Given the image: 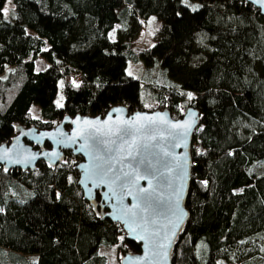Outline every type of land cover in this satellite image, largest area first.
Returning <instances> with one entry per match:
<instances>
[{
    "label": "trees",
    "instance_id": "16d2710c",
    "mask_svg": "<svg viewBox=\"0 0 264 264\" xmlns=\"http://www.w3.org/2000/svg\"><path fill=\"white\" fill-rule=\"evenodd\" d=\"M11 3L9 16L0 13V144L17 126L50 128L66 114L103 115L119 104L143 109L139 81L125 72L126 60L158 64L167 78L149 84L150 110L166 108L173 118L189 106L199 110L184 203L188 217L171 264H264L259 10L243 0ZM148 15L158 21L153 43L134 51L132 40ZM38 57L47 62L41 70L34 67ZM58 83L62 107L55 102ZM80 160L64 150L55 165H0V264H111L101 247H113L118 262L127 250L139 251L119 223L83 198L76 183Z\"/></svg>",
    "mask_w": 264,
    "mask_h": 264
},
{
    "label": "water",
    "instance_id": "95a60500",
    "mask_svg": "<svg viewBox=\"0 0 264 264\" xmlns=\"http://www.w3.org/2000/svg\"><path fill=\"white\" fill-rule=\"evenodd\" d=\"M198 124L199 110L190 106L177 118L166 108L130 110L122 104L109 107L103 115L66 114L50 128L15 127L9 142L0 144V165L34 169L38 161L60 162L64 150L79 155L76 183L83 198L95 211L99 209L101 217L119 223L127 240L139 243V251L119 255V264H171L172 248L188 217L184 203L192 164L191 136ZM173 125L191 127L185 134V128ZM125 131L128 134L122 135ZM109 164L110 171L97 174L98 166L107 170ZM123 173L143 178L122 186L116 177L123 179Z\"/></svg>",
    "mask_w": 264,
    "mask_h": 264
},
{
    "label": "rangeland",
    "instance_id": "374dc122",
    "mask_svg": "<svg viewBox=\"0 0 264 264\" xmlns=\"http://www.w3.org/2000/svg\"><path fill=\"white\" fill-rule=\"evenodd\" d=\"M3 8H8L9 16L11 14L12 3L9 4L7 0H5L3 4ZM158 21L154 15H148L141 23L139 32L135 36L133 41V49L137 51L139 48L151 45L153 43V32L156 28ZM116 27L111 31L110 37H113L116 33ZM47 65V62L42 58H36L34 60L35 70H41ZM125 72L134 76L139 81L140 86V95L143 97L145 105L143 109L150 110L151 106L155 105V103H151L150 98V90L149 84H158L164 81V78H167V73L165 70L158 64L152 65L150 67H145L140 60H137L134 57L129 56L126 60ZM55 102L58 105H61L63 102V95L61 92V85L58 83L57 93ZM30 112L34 117H38L39 109L36 104H32L30 107ZM101 251L105 253L109 262L111 264H119L117 259V253L113 247H101Z\"/></svg>",
    "mask_w": 264,
    "mask_h": 264
},
{
    "label": "snow or ice",
    "instance_id": "6c2138e0",
    "mask_svg": "<svg viewBox=\"0 0 264 264\" xmlns=\"http://www.w3.org/2000/svg\"><path fill=\"white\" fill-rule=\"evenodd\" d=\"M7 2L9 3V4H11V2H12V0H7ZM183 2L185 3V4H187V2H188V0H183ZM244 3L245 4H253V5H255L256 7H257V9L260 11V12H262V13H264V0H244ZM196 9L195 8H193V11H195ZM8 11H9V9L8 8H3V9H0V13H3L5 16H7V14H8ZM189 95V98L191 99V96H192V94L191 93H189L188 94ZM58 106H60V107H62L63 105H58ZM161 119H163V118H161ZM173 127H183V128H185V134L187 133V130L191 127L190 125H173ZM128 133L125 131V132H123L122 133V135H127ZM101 146L100 145H98V148H100ZM51 155H53V156H56L57 158H58V153H55V152H53ZM34 158V157H33ZM17 163H19L20 161H16ZM6 170V169H5ZM111 170V165L109 164V167H108V169L107 170H105L103 167H101V166H98V171H97V174L98 175H101V176H103V175H105L106 174V171H110ZM143 177H140L139 175H137L135 178H133L132 176H131V174L130 173H123V179H121V177L120 176H117L116 177V179H118V180H121V185L122 186H124L125 184H134V183H136L139 179H142ZM148 190L147 189H138V192H140V193H144V192H147ZM130 194V193H129ZM139 205H136V207H138ZM142 220H143V218H141ZM133 223H135V221H133ZM144 223H147V221H144ZM133 231H135V229H133ZM141 238H143V237H141ZM161 247H163V245H161Z\"/></svg>",
    "mask_w": 264,
    "mask_h": 264
},
{
    "label": "flooded vegetation",
    "instance_id": "af4514ba",
    "mask_svg": "<svg viewBox=\"0 0 264 264\" xmlns=\"http://www.w3.org/2000/svg\"><path fill=\"white\" fill-rule=\"evenodd\" d=\"M65 127L66 128H68V126L67 125H65ZM34 147H37V146H35V145H33ZM44 146H46V147H48L49 146V144L47 143V142H44ZM99 209L97 208V211H98Z\"/></svg>",
    "mask_w": 264,
    "mask_h": 264
}]
</instances>
